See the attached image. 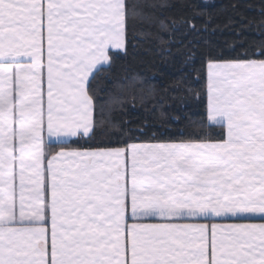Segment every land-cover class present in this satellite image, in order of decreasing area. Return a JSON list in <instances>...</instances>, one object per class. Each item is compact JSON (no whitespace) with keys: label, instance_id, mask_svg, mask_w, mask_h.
Returning <instances> with one entry per match:
<instances>
[{"label":"snow or ice","instance_id":"1","mask_svg":"<svg viewBox=\"0 0 264 264\" xmlns=\"http://www.w3.org/2000/svg\"><path fill=\"white\" fill-rule=\"evenodd\" d=\"M155 6L0 0V264H264V22L202 63L190 125L97 131L92 84Z\"/></svg>","mask_w":264,"mask_h":264},{"label":"trees","instance_id":"2","mask_svg":"<svg viewBox=\"0 0 264 264\" xmlns=\"http://www.w3.org/2000/svg\"><path fill=\"white\" fill-rule=\"evenodd\" d=\"M130 2L156 6L142 7L129 19L126 54L121 52L92 84L97 131L175 132L203 112L194 95L203 88L198 71L202 63L210 56L235 55L233 47L240 51L261 39L257 29L264 22V0Z\"/></svg>","mask_w":264,"mask_h":264}]
</instances>
